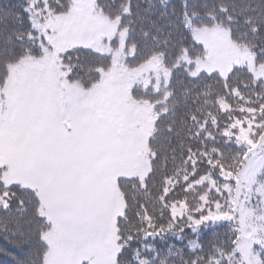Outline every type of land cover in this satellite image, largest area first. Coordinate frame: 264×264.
I'll return each mask as SVG.
<instances>
[{
  "label": "snow or ice",
  "instance_id": "snow-or-ice-1",
  "mask_svg": "<svg viewBox=\"0 0 264 264\" xmlns=\"http://www.w3.org/2000/svg\"><path fill=\"white\" fill-rule=\"evenodd\" d=\"M0 264H264V0H0Z\"/></svg>",
  "mask_w": 264,
  "mask_h": 264
},
{
  "label": "trees",
  "instance_id": "trees-1",
  "mask_svg": "<svg viewBox=\"0 0 264 264\" xmlns=\"http://www.w3.org/2000/svg\"><path fill=\"white\" fill-rule=\"evenodd\" d=\"M155 243L161 251H166L169 245H175L176 247H183L186 244V241H181L175 237H168L165 240H160L159 238H157Z\"/></svg>",
  "mask_w": 264,
  "mask_h": 264
}]
</instances>
